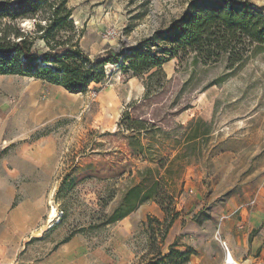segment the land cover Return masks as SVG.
I'll use <instances>...</instances> for the list:
<instances>
[{"label": "rangeland", "instance_id": "374dc122", "mask_svg": "<svg viewBox=\"0 0 264 264\" xmlns=\"http://www.w3.org/2000/svg\"><path fill=\"white\" fill-rule=\"evenodd\" d=\"M61 1L49 0L21 25L35 30L36 22L45 24L49 5ZM65 1L73 24L57 38L70 37L69 44L94 58L133 48L167 28L190 0ZM248 1L264 7V0ZM38 45L48 50L42 39ZM226 65L225 59L202 65L174 58L163 65L171 78L165 93L131 108L135 116L164 122L163 131L143 133L141 141L169 156L170 172L160 169L156 178L178 212L167 231L171 215L154 201L102 224L140 182L138 172L159 167L135 156L130 134L118 130L128 104L144 96L146 75L123 69L121 61L108 63L106 77L83 93L35 76L0 75V264H36L75 235L114 264H217L222 240L232 246L236 239L241 252L247 213L259 212L264 225V49L252 51L233 72ZM193 117L208 122L211 133L196 140L193 155L177 158Z\"/></svg>", "mask_w": 264, "mask_h": 264}, {"label": "trees", "instance_id": "16d2710c", "mask_svg": "<svg viewBox=\"0 0 264 264\" xmlns=\"http://www.w3.org/2000/svg\"><path fill=\"white\" fill-rule=\"evenodd\" d=\"M48 1L0 0V75L35 76L63 86L72 93L86 92L92 83L101 82L106 77L104 65L108 63L119 64L121 61L123 69L137 76L146 75L144 96L128 104L118 123V130L130 134L128 145L135 156L156 162L159 167L147 166L139 171L140 182L123 193L114 212L104 214L102 224L122 220L141 205L154 201L167 216L171 215L167 231L178 217V212L174 213V196L163 181L156 178H162L160 169L170 172L166 165L169 156L163 155L162 150L154 148L150 142L146 145L141 141L143 133L149 137L163 131L164 122L163 119L157 122L143 115L135 116L136 110L131 108L138 102L148 101L153 93H165L171 78H168L163 65L174 58L183 62L191 57L194 64L202 65L225 59L226 68L233 72L245 63L252 51L264 49V7L248 0H190L184 12L167 28L156 30L137 46L116 52L110 50L92 58L77 44H69L70 37L65 40L57 38L59 32L72 28L73 24L72 9L65 6V0L56 6L51 3L45 24L36 22L35 30H27L21 25L20 19H36ZM39 39L43 40L47 51L39 47ZM187 108L189 105L178 111L180 113ZM178 126L186 127L183 124ZM201 126L206 130L199 134ZM210 126L200 117L189 120L184 148L176 157L193 155L196 140L200 136L207 137L211 133ZM106 205L107 202H103L102 207ZM165 221H168L167 217ZM173 252L166 257L170 258ZM178 253L187 256V252Z\"/></svg>", "mask_w": 264, "mask_h": 264}, {"label": "crops", "instance_id": "0c3cea01", "mask_svg": "<svg viewBox=\"0 0 264 264\" xmlns=\"http://www.w3.org/2000/svg\"><path fill=\"white\" fill-rule=\"evenodd\" d=\"M247 215V225L241 234L242 237H239L242 241L241 252L235 250L239 246L236 243V239L233 240V245L230 248L232 251H236L237 259L243 263L252 259L253 261L249 264H264V225L259 217V212H248ZM254 229H258L257 234H251ZM218 247L222 250L221 256L223 257H218L217 264H224L225 252L221 241H219ZM216 253L220 255L218 252ZM244 254L249 255L247 260H242ZM36 264H114V261L103 250L99 248H88L87 241L84 237L75 235L68 241L57 245L47 257ZM197 264L203 263L200 261Z\"/></svg>", "mask_w": 264, "mask_h": 264}, {"label": "built area", "instance_id": "2783aa9c", "mask_svg": "<svg viewBox=\"0 0 264 264\" xmlns=\"http://www.w3.org/2000/svg\"><path fill=\"white\" fill-rule=\"evenodd\" d=\"M221 244L225 252L224 264H243V262L238 260L237 258L231 257L230 255L231 248H230V245L226 241L222 240Z\"/></svg>", "mask_w": 264, "mask_h": 264}, {"label": "bare ground", "instance_id": "6f19581e", "mask_svg": "<svg viewBox=\"0 0 264 264\" xmlns=\"http://www.w3.org/2000/svg\"><path fill=\"white\" fill-rule=\"evenodd\" d=\"M25 21H26L27 24H30L32 20H28V19H27V20H25ZM55 215H56V209H55V206H53V207L50 209V211H49V218H50V221H52V219H53V217H54ZM230 255H231L232 258H237V257L234 255L232 249L230 250ZM243 264H246V262L243 263Z\"/></svg>", "mask_w": 264, "mask_h": 264}]
</instances>
